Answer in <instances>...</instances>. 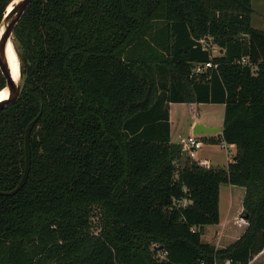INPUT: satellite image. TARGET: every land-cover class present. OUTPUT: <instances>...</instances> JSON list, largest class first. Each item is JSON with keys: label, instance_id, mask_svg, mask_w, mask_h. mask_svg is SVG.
I'll use <instances>...</instances> for the list:
<instances>
[{"label": "trees", "instance_id": "1", "mask_svg": "<svg viewBox=\"0 0 264 264\" xmlns=\"http://www.w3.org/2000/svg\"><path fill=\"white\" fill-rule=\"evenodd\" d=\"M13 1L0 0V22ZM252 13V0H33L12 38L25 86L0 111L1 192L21 181L25 131L43 112L26 185L0 196V264H264V31ZM170 103L225 106L223 133L206 141L236 147L227 168L171 143ZM223 184L244 189L247 226L218 248L202 236L220 223Z\"/></svg>", "mask_w": 264, "mask_h": 264}, {"label": "rangeland", "instance_id": "2", "mask_svg": "<svg viewBox=\"0 0 264 264\" xmlns=\"http://www.w3.org/2000/svg\"><path fill=\"white\" fill-rule=\"evenodd\" d=\"M206 48H208L214 56L220 54V48L213 44H207L202 41ZM15 48V47H14ZM16 51V50H15ZM17 54V52H16ZM18 56V55H17ZM19 58V57H18ZM20 61V60H19ZM224 110L225 107L222 104H195L194 109L189 104H176L171 107V118H172V136L171 143L181 144L184 143L189 134H191V124L198 120L200 123L211 127H222L224 124ZM209 135H198L203 141L202 148L197 151V157L201 160H211L213 165H218L220 168H226L228 164L227 153L231 150L228 144H225V148L222 147L223 142L210 143L204 141L203 137ZM215 167V166H214ZM232 187L226 184L221 186L220 191V206L221 216L224 219L227 212V204H230ZM234 192V204L237 206V218L234 221L235 225L243 224L246 225V221L242 216V195L236 191L244 192L241 187H235ZM184 204V203H183ZM95 220H98L95 218ZM237 235H233L226 242L233 241ZM224 244V243H223ZM220 248V247H219Z\"/></svg>", "mask_w": 264, "mask_h": 264}, {"label": "water", "instance_id": "3", "mask_svg": "<svg viewBox=\"0 0 264 264\" xmlns=\"http://www.w3.org/2000/svg\"><path fill=\"white\" fill-rule=\"evenodd\" d=\"M16 1V0H14ZM13 1V3H14ZM33 0H18L12 6L11 10H6V14L4 15L2 21L0 22V71L3 74V77L6 82L5 89L8 92V97L0 102V111L10 105L15 103L21 96L24 86L25 80L20 76V81L14 79L11 67L7 60V47L11 42L13 44L12 38L15 31L16 26L19 21L23 17L25 11ZM43 109L41 108L40 113L34 118L27 126L25 131V169L22 176L21 181L18 186L9 192H1L0 196H14L18 192H20L24 186L26 185L29 174L31 171L32 164V156H31V146L30 139L31 134L37 123L39 122L42 116ZM224 127H211L207 126L203 123H196L193 126L192 133L193 135H213V134H221L223 133ZM157 250H161L162 247L156 248Z\"/></svg>", "mask_w": 264, "mask_h": 264}, {"label": "crops", "instance_id": "4", "mask_svg": "<svg viewBox=\"0 0 264 264\" xmlns=\"http://www.w3.org/2000/svg\"><path fill=\"white\" fill-rule=\"evenodd\" d=\"M252 9H253V13H252L251 24H252L253 28H255L257 30L264 31V0H252ZM176 104H184V103H170L169 104V118H170V126H171V136H172L171 107L173 105H176ZM196 123H200V122H198V120L194 121L191 124L192 129ZM192 134L193 133L191 131V134H189L188 137ZM221 134L209 135L208 137H203V139H204V141L209 140L211 138L217 139V138H219V136ZM206 142H208V141H206ZM229 146L231 147V150L229 151V153H227L228 164L234 160V157H235L236 151H237L235 146H232V145H229ZM197 160L207 162L210 167L220 168V167H218V165H213L211 160H201V159H198V157H197ZM228 164H227V166H228ZM227 166H226V168H227ZM231 187H232V190H231V194H230L231 195L230 204L226 205L227 206V209H226L227 212L225 214V218L224 219L222 218L221 209H220V223L218 225L205 226L203 228V236H202L203 242L211 244V245H215L218 248L219 247L225 248V247L229 246L231 243H233L234 241H236L243 234V232L247 226V224L244 226H243V224H240V223L238 225L234 224V221L237 218L236 213H237L238 209H237V206L234 204V192H235V191H233L234 187L233 186H231ZM220 191H221V189H220ZM236 192L239 195L242 194L240 191H236ZM220 208H221V206H220ZM235 234L237 235V237L233 241L226 242L230 237H232Z\"/></svg>", "mask_w": 264, "mask_h": 264}, {"label": "built area", "instance_id": "5", "mask_svg": "<svg viewBox=\"0 0 264 264\" xmlns=\"http://www.w3.org/2000/svg\"><path fill=\"white\" fill-rule=\"evenodd\" d=\"M205 46V45H204ZM248 59L247 58H242L241 59V64L242 65H247L248 64ZM212 67V63H207L205 65H196L191 73V78L195 75H198L201 72H204L208 68ZM254 71L257 70V67H253ZM184 144V150L186 151L188 157L192 160H197V151H199L202 146H203V141L198 135H190L186 141L183 143ZM226 143H222V147L225 148Z\"/></svg>", "mask_w": 264, "mask_h": 264}, {"label": "bare ground", "instance_id": "6", "mask_svg": "<svg viewBox=\"0 0 264 264\" xmlns=\"http://www.w3.org/2000/svg\"><path fill=\"white\" fill-rule=\"evenodd\" d=\"M17 1L18 0L14 1V3ZM13 4H11L9 6L8 10L12 9ZM7 60H8L10 67H11L14 79L17 80V82H19L20 76H21V63H20L19 58L16 54L14 45L11 42L8 44V47H7ZM7 97H8V92L6 89H3L0 92V102L5 100Z\"/></svg>", "mask_w": 264, "mask_h": 264}]
</instances>
